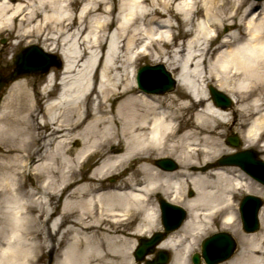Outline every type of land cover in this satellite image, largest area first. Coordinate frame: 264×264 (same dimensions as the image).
<instances>
[{
	"label": "bare ground",
	"instance_id": "6f19581e",
	"mask_svg": "<svg viewBox=\"0 0 264 264\" xmlns=\"http://www.w3.org/2000/svg\"><path fill=\"white\" fill-rule=\"evenodd\" d=\"M73 3L0 0L11 48L34 34L61 38L63 58L53 100L50 70L39 89L14 80L0 103V264H142L134 246L160 226L159 197L188 212L155 245L171 252L167 264H190L215 219L240 241L219 264H264V205L261 229L246 234L234 207L238 192L264 196V185L217 162L233 152L221 141L229 125L264 153V0H122L115 16L109 0H88L77 21ZM96 11L107 18L84 24ZM144 46L174 72L173 94L137 87ZM212 82L231 105L213 101ZM164 157L176 167H161Z\"/></svg>",
	"mask_w": 264,
	"mask_h": 264
},
{
	"label": "water",
	"instance_id": "95a60500",
	"mask_svg": "<svg viewBox=\"0 0 264 264\" xmlns=\"http://www.w3.org/2000/svg\"><path fill=\"white\" fill-rule=\"evenodd\" d=\"M51 66L60 68L62 61L58 55L48 53L39 46L32 44L23 47L14 57V69L7 76L0 74V90L5 82L13 80L20 74L46 73ZM139 87L147 92L163 93L171 91L175 86V79L171 73L165 69L163 64L143 65L138 70ZM213 100L217 104L229 105L230 99L222 92L209 86ZM228 142L232 146H239V139L234 136L228 137ZM221 163L237 164L247 173L258 181L264 183V162L256 158V154L251 150H242L235 154L225 156ZM158 164L162 167L173 168L175 164L170 159L159 160ZM161 209L162 225L166 232L177 228L185 217V210L175 204L159 199ZM261 205L259 197L254 195H245L241 200V218L243 229L247 232L255 231L259 227L258 209ZM164 237L161 232L154 233L151 237H140L138 246L134 252L137 260H142L148 253L154 251V246ZM236 248V241L230 233L221 231L212 234L201 242V255L206 264H217L232 255ZM169 260V254L165 250H158L153 259L146 260L145 264H166ZM194 264L200 263V255H192Z\"/></svg>",
	"mask_w": 264,
	"mask_h": 264
},
{
	"label": "rangeland",
	"instance_id": "374dc122",
	"mask_svg": "<svg viewBox=\"0 0 264 264\" xmlns=\"http://www.w3.org/2000/svg\"><path fill=\"white\" fill-rule=\"evenodd\" d=\"M74 1L73 5H70V14H72V16H75L76 17V21H77V16L79 15L80 13V10L81 8L84 6V5H87L88 4V0H72V2ZM263 1V0H261ZM122 2V0H109V6L112 7L114 9L113 11V16L115 15H118V8H119V5L120 3ZM68 13V14H69ZM92 17H96L98 19H101V20H105L107 18V15L105 13H102L101 11H96V12H92V13H88L86 16H85V22L84 24H88L89 25V22H90V19ZM123 17V16H122ZM115 26V22L109 27L110 28H113ZM176 30L177 29H174L173 32L176 33ZM179 30V29H178ZM220 31L221 32H225L227 31V28L225 27H221L220 28ZM55 35V34H53ZM185 39V37H181L179 35V39L177 40V42H180V41H183ZM55 40V39H54ZM54 40H44L43 39V36H38L37 34H34L33 36H31L29 39H26V40H23L19 45H17L16 47L14 48H11V45H13L15 43V39L13 38H10L8 36H6V34H0V71L5 73V72H10L12 69H13V58L14 56L19 52V50L24 47V46H27V45H30V44H36V45H39L41 46L42 48H44L45 50L47 51H50V52H55L57 53L58 52V49L59 47L61 46V38L57 41L55 40L56 42H54V44H51ZM219 40V39H218ZM217 41V40H216ZM216 41L214 43H212V47L214 46V44L216 43ZM52 46H55V49L54 50H51L50 48ZM76 45L74 44L73 47L70 49V52H74L76 50ZM104 49L102 48L101 49V52L103 51ZM158 53H157V49L156 48H151V47H146L144 46L143 47V50L142 52L140 53L139 57L136 59V61L134 62V66H135V70L140 67L142 64H150V65H155V64H159V63H162L161 61H159L156 57H157ZM163 64V63H162ZM164 65V64H163ZM167 69V68H166ZM51 70H54L56 72V79H58L59 77V73H60V69H57V68H54L52 67ZM174 72H172L173 74ZM17 79H27L28 80V88L29 89H32V88H36V89H39L41 88L44 84H45V75H27V74H23V75H20L18 76ZM212 85L214 88H217V86L212 82V83H208V85ZM208 85L206 86V89L208 91ZM10 87V84L3 89L2 93H1V96H0V103L1 101L3 100V97L7 94L8 92V89ZM58 86H54L53 87V94L56 92ZM176 89H179V86H177V84L175 85V88L170 91V92H166L164 94H161V95H171L175 92ZM218 89V88H217ZM177 91V90H176ZM224 92V91H222ZM226 95H228L226 92H224ZM229 96V95H228ZM231 105V104H230ZM241 129H238V128H235L234 129V125H229L228 127H224L223 128V133H222V137H221V141L227 145L226 143V138L229 134H233L235 133L240 141H241V145L239 147H236V148H232L233 149V152L234 151H238V150H241V149H244L243 148V137L241 135ZM229 146V145H228ZM230 147V146H229ZM257 145H255L254 147H252V149H254L256 152H257V156L259 158H262L264 160V153L258 151L259 149H257ZM230 153V150H226L225 152L222 153L223 154H229ZM220 155L218 157V160L221 158ZM217 160V161H218ZM174 161L176 162V160L174 159ZM128 166H131V164H128ZM27 178V177H26ZM25 178V179H26ZM23 179L25 181V188L26 189H29L31 188L32 186L29 184V180L28 179ZM117 180L116 177H112L110 178L109 181H115ZM261 185H264V184H261ZM189 193H192V195L195 194V191L192 189V188H187L186 191L184 192V195L186 196H189L190 194ZM244 193L243 191H240L237 193L236 195V198H235V202H234V207L236 206L235 210H236V213H237V216H238V220H239V223H238V226L240 228V231L244 234L248 233V232H245L242 228V223H241V218H240V215H239V210H238V204H239V201L241 200V198L244 196ZM257 195V194H256ZM259 196V195H258ZM260 198L263 200V204L262 206L264 205V196H260ZM178 203V202H177ZM261 206V207H262ZM260 207V209H261ZM158 208H159V205H158ZM260 212V210H259ZM259 212H258V220H259V228L257 231H259L261 229V221H260V216H259ZM159 214H160V211H159ZM161 222V221H160ZM212 225L210 226V229L206 231V233H204L198 240V244L196 245V249H194L191 253H190V256L193 252H200V242L201 240L206 237V236H209L210 234L214 233V232H218V231H227L229 232L233 238L236 240V243H237V248L235 250V252L237 251V249L239 248L240 246V241H239V237L237 235H234L233 233H231L228 229H223L221 227V222L218 220V219H215L212 223ZM161 228V223H160V226L158 228H156L155 230H159ZM154 231V230H153ZM234 252V253H235ZM190 256H189V261H190V264H193L190 260ZM151 257V256H149ZM47 260V257L46 256H43L41 258V262H45ZM144 264V261L143 263ZM201 264H205L203 262V260H201ZM219 264V263H218Z\"/></svg>",
	"mask_w": 264,
	"mask_h": 264
},
{
	"label": "snow or ice",
	"instance_id": "6c2138e0",
	"mask_svg": "<svg viewBox=\"0 0 264 264\" xmlns=\"http://www.w3.org/2000/svg\"><path fill=\"white\" fill-rule=\"evenodd\" d=\"M240 39H241V40H244L245 37H244L243 35H241ZM249 42H251V41H249Z\"/></svg>",
	"mask_w": 264,
	"mask_h": 264
}]
</instances>
